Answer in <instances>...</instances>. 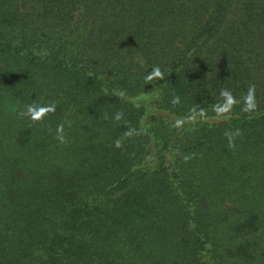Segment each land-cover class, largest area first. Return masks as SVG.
Instances as JSON below:
<instances>
[{
	"label": "trees",
	"instance_id": "obj_1",
	"mask_svg": "<svg viewBox=\"0 0 264 264\" xmlns=\"http://www.w3.org/2000/svg\"><path fill=\"white\" fill-rule=\"evenodd\" d=\"M0 264H264V0H0Z\"/></svg>",
	"mask_w": 264,
	"mask_h": 264
},
{
	"label": "clouds",
	"instance_id": "obj_2",
	"mask_svg": "<svg viewBox=\"0 0 264 264\" xmlns=\"http://www.w3.org/2000/svg\"><path fill=\"white\" fill-rule=\"evenodd\" d=\"M164 72L161 71L159 66H154L152 69V72L147 77L149 80L158 78V79H164ZM255 92H256V85L251 84L248 87L247 93L244 95L243 99V107L242 111L244 112H254L257 108V103L255 99ZM119 95H123V93H120ZM220 96L223 98V103H218L214 105L213 111L216 113L218 117H227V115L231 112L232 107L235 106L239 101L235 99L232 92L228 89H221ZM179 97H176L173 101V103H178ZM56 110V103L49 102L47 104H41L36 101H33L32 103L28 104L24 111L20 112L19 115L21 117H27L33 122L42 121L45 116H47L49 113H54ZM205 113L204 109H200V115L203 116ZM122 113H117L115 116L116 120L121 119ZM107 118V116H105ZM181 122L177 121V125H179ZM241 135L240 129H235L234 131H226L225 136L228 139V147L229 148H235L234 140L236 137H239ZM60 143H66V138L64 135V125L63 123L57 125L56 128V137H55ZM117 147L120 146V142H116ZM187 159V157H186Z\"/></svg>",
	"mask_w": 264,
	"mask_h": 264
}]
</instances>
